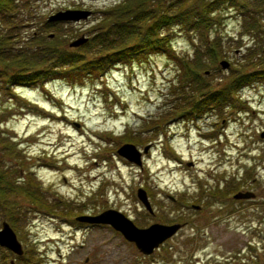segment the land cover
<instances>
[{
  "label": "rangeland",
  "instance_id": "1",
  "mask_svg": "<svg viewBox=\"0 0 264 264\" xmlns=\"http://www.w3.org/2000/svg\"><path fill=\"white\" fill-rule=\"evenodd\" d=\"M123 2L14 0L19 23L5 50L26 67L52 62L61 49L78 62L135 43L151 19L133 13L151 5L180 11V18L144 39L160 43L163 33L186 60L178 70L150 45L73 79L15 86L0 75V175L10 184L0 191V224L8 222L22 247L16 254L0 245V264H264V74L226 89L239 71L264 62L253 53L264 35H250L247 10L234 0L210 11L206 25L199 0H147L138 8L131 2L119 17L130 21L128 29L111 20L105 26ZM66 7L90 11L78 20L46 19ZM3 14L2 33L9 31ZM79 35L86 40L67 44ZM252 36L255 48L246 52ZM8 62L0 58V72L10 71ZM214 90L218 97L201 94ZM123 142L140 151L147 145L139 164L116 152ZM138 186L151 212L137 198ZM245 189L254 195L232 197ZM109 207L137 226L181 225L146 254L108 223L76 218Z\"/></svg>",
  "mask_w": 264,
  "mask_h": 264
},
{
  "label": "trees",
  "instance_id": "2",
  "mask_svg": "<svg viewBox=\"0 0 264 264\" xmlns=\"http://www.w3.org/2000/svg\"><path fill=\"white\" fill-rule=\"evenodd\" d=\"M147 0H124L123 3L115 5L114 9L109 11L107 15L105 16L106 18L104 19L105 26L108 23L109 20H111V25H115V29H121V30H126L129 27L127 26L129 22L122 20L123 18H120L124 13L123 11L125 9H128V4H136V8L141 5H145ZM198 2V10L200 12V15L202 16L201 21L204 25L207 24V14L210 11H214L219 7V3H222L225 0H199ZM258 4H255V10L250 7V4H252V0H234L233 4H238L239 9L241 8V12L243 14L244 10H247L246 16L249 17L251 25H253L251 29V34L253 35L256 31L258 36L259 35H264L262 34L264 31V0H257ZM140 3V5L138 4ZM145 3V4H144ZM232 4V5H233ZM14 0H0V12L4 13L3 16L4 18H7L8 20V26L7 29L9 31L5 32H0V52L4 55H0L1 59L4 60H9L8 62L10 67V71L8 72H0L1 76H4L2 81L4 84L9 85V84H15V85H30L32 83H39V84H44L46 81L50 78H60V77H65L66 79H73V77L76 75L78 77H81L82 73L84 71H90L93 70L94 68H102L104 65H109V63L117 60H122L123 57L126 56H135V54L139 53L140 51H143L144 49L150 48V45L152 48L160 49L163 50L166 55L170 58L175 59L179 64L180 67H178V70H181L185 67V60L184 58H181L180 56L177 55V53L174 51V48L170 42V39L166 41V37L164 36L163 33L158 35V38H162V42H157L155 40H145L144 37L145 35H150L152 34L153 31L157 30L159 32H162L163 26L170 25V20L172 19L173 21H177L180 17H178V13L180 11H177V14H175V11H170L167 12L165 11L164 8L161 7H156L151 5L150 8L147 10L143 11H138L136 10L134 12V8L130 6L131 10L134 12L135 16L137 15H143V17H148L149 18V23L145 26L143 34L140 36V38L135 42L131 44H126L120 48H115V49H104L103 51H100L99 54L92 59H83L80 61H74V53H68L66 49H61L57 50L54 53V60L50 63H45L44 61H41L40 66H36L35 68H30L26 67V62H24L23 59H21L22 62H18L16 59L15 54L10 53L9 51H6L5 49V43L7 39H10L11 37L15 36V33H13L14 27L18 25L19 22L13 21L15 20L16 17V11L14 10ZM190 8H186V10L183 13V17L188 18L191 16ZM192 13H194L192 9ZM132 17L133 15L130 14ZM247 18V17H246ZM107 19V20H106ZM120 20V21H119ZM122 21V22H121ZM178 22V21H177ZM110 25V26H111ZM110 26L109 28L105 27L106 31H99L100 34H106L110 31ZM11 32V34L9 33ZM166 39V40H165ZM164 40L166 42H164ZM164 42V43H163ZM253 42V44L256 45L255 38L253 36L251 37L250 43ZM260 46H247L244 49H246V52L248 50L254 49V56L255 57H261V59H264V53L260 56L262 51L264 52V40L260 43ZM54 49L52 46L49 47V52H53ZM6 52V53H4ZM135 53V54H134ZM258 56H256V55ZM253 56V54H252ZM258 57V58H259ZM20 61V60H19ZM68 61V62H67ZM237 75L234 76L235 82H231V86H228L226 89H231L234 87L232 84H246L250 82L252 79L255 80V76L257 75H263L264 74V62L256 67L251 69L244 70L243 72L239 71ZM204 94V99H211L214 97H218L220 93L218 91H213L210 93H201ZM209 94V95H208ZM216 99V98H215ZM201 103V102H200ZM197 104V103H196ZM193 109L188 110V114L191 116L192 112L197 114V111H192ZM163 118V117H162ZM159 120V119H158ZM2 132V130H0ZM0 191L3 188H7L10 186L8 180L4 181L2 176L0 175ZM4 184V187L2 185Z\"/></svg>",
  "mask_w": 264,
  "mask_h": 264
},
{
  "label": "water",
  "instance_id": "3",
  "mask_svg": "<svg viewBox=\"0 0 264 264\" xmlns=\"http://www.w3.org/2000/svg\"><path fill=\"white\" fill-rule=\"evenodd\" d=\"M88 9L78 7H66L58 9L47 15V20H78L86 18L89 14ZM51 35V34H49ZM86 40V36L79 35L67 42L69 46H75ZM222 65H226L227 61L220 60ZM259 136L264 137V129H261ZM147 145L141 149L145 152ZM141 151L131 142H123L116 148V152L125 156L127 159L139 164ZM136 196L141 201L143 206L149 211H152L151 205L146 196L145 190L138 186L135 191ZM253 191L249 189L236 190L232 193L234 198H243L253 196ZM197 206V205H195ZM79 220L87 222H103L110 224L113 228L120 231V233L128 240L133 241L134 245L143 253H149L164 239L172 235L177 228L180 227L181 222L163 223L153 221L145 226H137L132 220L123 214L121 211L114 208H105L94 214H80L76 216ZM0 245L5 246L16 254L22 252V247L17 239L14 230L6 220H2L0 224Z\"/></svg>",
  "mask_w": 264,
  "mask_h": 264
},
{
  "label": "flooded vegetation",
  "instance_id": "4",
  "mask_svg": "<svg viewBox=\"0 0 264 264\" xmlns=\"http://www.w3.org/2000/svg\"><path fill=\"white\" fill-rule=\"evenodd\" d=\"M196 207H198V206H196ZM199 208V207H198Z\"/></svg>",
  "mask_w": 264,
  "mask_h": 264
}]
</instances>
